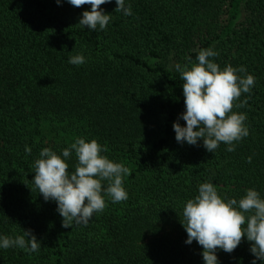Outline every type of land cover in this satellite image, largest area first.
<instances>
[{
    "label": "trees",
    "instance_id": "1",
    "mask_svg": "<svg viewBox=\"0 0 264 264\" xmlns=\"http://www.w3.org/2000/svg\"><path fill=\"white\" fill-rule=\"evenodd\" d=\"M125 5L131 16L114 11L116 0L101 5L112 19L98 32L78 25L90 5L0 0V236L31 229L42 242L31 254L0 249V264H205L180 219L199 186L212 182L237 200L255 188L264 199V0ZM209 47L222 69L244 66L256 81L237 101L247 105L233 109L249 128L233 152L223 142L215 152L202 139L178 143L173 129L185 111L176 65ZM77 54L84 64L69 63ZM79 137L97 139L130 169L128 198L106 196L86 226L64 228L57 202L35 189L33 164L43 148L61 154ZM67 162L74 171V150ZM250 247L245 236L232 253L218 250L220 264H252Z\"/></svg>",
    "mask_w": 264,
    "mask_h": 264
},
{
    "label": "clouds",
    "instance_id": "2",
    "mask_svg": "<svg viewBox=\"0 0 264 264\" xmlns=\"http://www.w3.org/2000/svg\"><path fill=\"white\" fill-rule=\"evenodd\" d=\"M61 2L57 0L58 4ZM110 2L68 0L73 7L91 6L90 10L82 12L78 25L98 32L106 30L112 19L111 13L101 7ZM116 4L115 12L132 15L131 5L126 6L125 0H116ZM217 56L219 53L209 47L198 52L196 62L188 57V63L176 65L183 81L185 111L174 122L173 129L178 143L197 145L202 139L203 147L215 152L223 142L228 145L226 151L233 152L235 142L249 135L246 114L233 109L247 105V99L237 101L242 93L251 92L256 81L244 66L228 64L222 69L215 62ZM85 62L83 54L72 55L69 59L73 65ZM180 119L186 124L182 125ZM73 150L77 163L75 170L70 171L67 161ZM107 151L97 139L87 141L79 137L61 154L49 147L39 153L33 164L32 181L45 201L57 202V211L63 218L62 227L72 228L74 223L86 226L94 213L106 208V196L114 203L127 200L124 177L130 175V169L110 159L104 154ZM25 152L30 154L31 148L26 146ZM180 219L187 232L186 243L196 241L202 246L205 264H220L217 251L232 253L245 236L251 242L250 252L255 257L252 264L264 260V199L255 188L246 190L237 200L222 196L212 182H204L198 194L186 202ZM41 243L31 229H24L23 234L15 237L0 236V249L20 248L29 254L38 252Z\"/></svg>",
    "mask_w": 264,
    "mask_h": 264
},
{
    "label": "rangeland",
    "instance_id": "3",
    "mask_svg": "<svg viewBox=\"0 0 264 264\" xmlns=\"http://www.w3.org/2000/svg\"><path fill=\"white\" fill-rule=\"evenodd\" d=\"M151 63H153L154 61H155V59L153 58V57H151V56H148V57H146ZM173 62V61H172ZM172 62H170V64L172 63Z\"/></svg>",
    "mask_w": 264,
    "mask_h": 264
}]
</instances>
